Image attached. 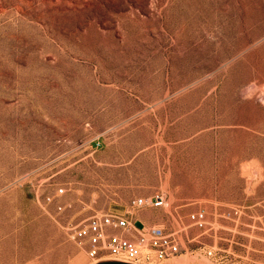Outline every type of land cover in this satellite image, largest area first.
<instances>
[{"label": "rangeland", "instance_id": "rangeland-1", "mask_svg": "<svg viewBox=\"0 0 264 264\" xmlns=\"http://www.w3.org/2000/svg\"><path fill=\"white\" fill-rule=\"evenodd\" d=\"M97 210L180 252L90 258ZM122 261L264 264V0H0V264Z\"/></svg>", "mask_w": 264, "mask_h": 264}, {"label": "built area", "instance_id": "built-area-1", "mask_svg": "<svg viewBox=\"0 0 264 264\" xmlns=\"http://www.w3.org/2000/svg\"><path fill=\"white\" fill-rule=\"evenodd\" d=\"M60 188L58 193H63ZM51 201V196H47ZM166 203L163 194L154 197H138L132 201L133 207L162 206ZM62 209V206H59ZM191 219L200 226H206L203 211L191 214ZM68 238L85 246L90 258H102L106 255L123 257L130 260H164L180 252V244L173 233L159 226H138L136 220L127 214L103 212L100 210L69 224Z\"/></svg>", "mask_w": 264, "mask_h": 264}, {"label": "crops", "instance_id": "crops-1", "mask_svg": "<svg viewBox=\"0 0 264 264\" xmlns=\"http://www.w3.org/2000/svg\"><path fill=\"white\" fill-rule=\"evenodd\" d=\"M129 217L133 220H136L137 225L140 227L141 226L152 227V226H148V224H147L150 221L149 217H147V216H143V218H137V217L134 218V216L132 214H130Z\"/></svg>", "mask_w": 264, "mask_h": 264}, {"label": "bare ground", "instance_id": "bare-ground-1", "mask_svg": "<svg viewBox=\"0 0 264 264\" xmlns=\"http://www.w3.org/2000/svg\"><path fill=\"white\" fill-rule=\"evenodd\" d=\"M115 260H117V259H115ZM117 261H120V260H117ZM106 264H133V263H130V262H127V261H122V262H110V263H106Z\"/></svg>", "mask_w": 264, "mask_h": 264}]
</instances>
